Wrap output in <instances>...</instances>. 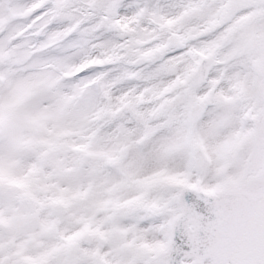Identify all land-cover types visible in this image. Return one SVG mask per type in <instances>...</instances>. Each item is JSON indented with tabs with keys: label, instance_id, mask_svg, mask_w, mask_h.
<instances>
[{
	"label": "snow or ice",
	"instance_id": "snow-or-ice-1",
	"mask_svg": "<svg viewBox=\"0 0 264 264\" xmlns=\"http://www.w3.org/2000/svg\"><path fill=\"white\" fill-rule=\"evenodd\" d=\"M0 264H264V0H0Z\"/></svg>",
	"mask_w": 264,
	"mask_h": 264
},
{
	"label": "rangeland",
	"instance_id": "rangeland-1",
	"mask_svg": "<svg viewBox=\"0 0 264 264\" xmlns=\"http://www.w3.org/2000/svg\"><path fill=\"white\" fill-rule=\"evenodd\" d=\"M25 91H27V90H25Z\"/></svg>",
	"mask_w": 264,
	"mask_h": 264
}]
</instances>
